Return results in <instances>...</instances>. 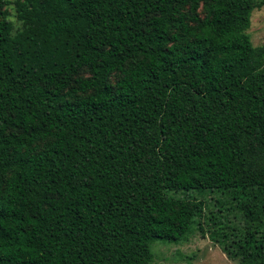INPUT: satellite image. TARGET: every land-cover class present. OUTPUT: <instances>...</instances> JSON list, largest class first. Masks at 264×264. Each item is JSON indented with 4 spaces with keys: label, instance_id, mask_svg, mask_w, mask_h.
Listing matches in <instances>:
<instances>
[{
    "label": "trees",
    "instance_id": "1",
    "mask_svg": "<svg viewBox=\"0 0 264 264\" xmlns=\"http://www.w3.org/2000/svg\"><path fill=\"white\" fill-rule=\"evenodd\" d=\"M8 5L0 264H150L201 218L236 264H264V46L247 33L264 0H15L17 24Z\"/></svg>",
    "mask_w": 264,
    "mask_h": 264
},
{
    "label": "rangeland",
    "instance_id": "2",
    "mask_svg": "<svg viewBox=\"0 0 264 264\" xmlns=\"http://www.w3.org/2000/svg\"><path fill=\"white\" fill-rule=\"evenodd\" d=\"M5 7L10 19L17 24L15 0H8ZM202 17L203 6L199 9ZM255 47L264 46V7L254 10L251 27L247 32ZM113 78L112 81H115ZM215 201H211L214 203ZM201 219H197L191 231L176 242L156 241L151 246L153 259L150 264H236L223 250L215 245L200 229Z\"/></svg>",
    "mask_w": 264,
    "mask_h": 264
}]
</instances>
